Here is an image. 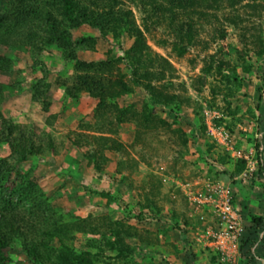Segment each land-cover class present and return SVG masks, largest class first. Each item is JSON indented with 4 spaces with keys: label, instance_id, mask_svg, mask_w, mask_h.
<instances>
[{
    "label": "rangeland",
    "instance_id": "374dc122",
    "mask_svg": "<svg viewBox=\"0 0 264 264\" xmlns=\"http://www.w3.org/2000/svg\"><path fill=\"white\" fill-rule=\"evenodd\" d=\"M123 1L126 7L132 9L136 24L143 31L147 44L153 51L166 57L174 66L175 81L184 83L186 88V91L181 92L201 103L208 138L201 136L198 119L193 114L194 106H184L179 113L174 114L169 113L163 105L155 106L154 114L167 120H175L169 126L148 129L133 121L117 124L115 118L108 114L99 121L94 117L95 99L86 93L79 98L66 97L64 87L56 80L57 78L68 80L73 74V61L65 60L59 49L50 46L36 53L29 50L27 45L13 47L2 45L0 54L12 60V68L0 71V115L12 120L18 127L17 134H12L9 140L0 139V159L14 164L17 170L27 172L37 188L49 197L51 207L62 216V221L105 213H110L116 218L128 217L132 210L136 211L137 199L139 200V195L144 196L143 193L147 188L146 180L153 174L161 181V196L158 204L162 209V215L159 221L145 219L136 224L140 235L151 238L153 243L146 245L136 238L131 241L130 246L137 259L135 264H240L238 254L228 261H222L220 252L216 250L217 247L206 246L196 241L198 230L211 228L216 231L220 226L219 220L208 204L198 205L188 200L185 190L190 188L203 192L207 188L206 185L221 184L229 189L233 197L236 196L232 203L240 216L263 213L262 179L255 176L250 179L247 177L241 183L244 184L248 180L252 187L250 192L245 187H242L243 191L239 192L234 189L235 186L233 188L229 184L227 179L229 174L224 173V170L232 163L213 164V170L206 172V163L212 162L209 156L216 157L218 153L224 152H228L234 159L240 158L236 157L237 152H240L241 157L247 160L246 170L252 169L256 172L259 169L256 160L262 153V147H258L259 152L254 149L249 151L245 139H239L236 133L230 136L232 137L230 141L229 139L218 141L213 138L209 128H223L211 123L212 118L219 116L220 113L215 107L206 108V103L214 102L220 109L225 103L222 100V94H217L215 98L210 99L209 87L219 85L223 88L224 84H219L221 81L218 80V75L208 76L202 90L197 93L193 83L195 76L200 73L204 60L210 54H213L216 59L227 60L231 66L238 62L237 49L244 47V41L248 42L251 34L258 32L264 37V0H242L233 5L230 4V0H218L214 9H206L208 13H215L217 20L213 17L197 20V45L189 47L185 55L180 58L171 50L172 37L165 29V25L161 24L162 22H154L153 18L144 19V14L137 5L128 0ZM5 3L6 0H0V10ZM227 18H233L236 23L234 25L229 23ZM217 29L225 31L223 38L218 36ZM72 34L74 36L97 35V32L87 27H80L72 30ZM107 36V39L99 38L97 44L91 49L77 47L72 52L74 57L85 61H98L106 58V51L109 48L113 53L122 54L132 41L124 34L121 37V47L114 43L111 34ZM252 46L253 44H250L248 47ZM252 49L249 48L248 55L260 75L264 60H257L250 52ZM120 71L129 75V70L122 64H120ZM38 83H49V87L43 92L41 100L35 101L31 95L33 86ZM242 84V89L247 90L248 93L240 95L232 105L233 109H238L239 121L243 118L256 117L258 112L255 105L259 93L264 99V89L258 92L260 80L255 77V74L250 77L245 76ZM38 89L41 88L38 87ZM146 97L147 94L141 87H134L131 93L121 96L117 103L119 106L132 104L136 110H139ZM43 99L49 102L47 109L42 106ZM241 123L243 122L237 124L235 132L241 130L249 133L254 130V134L251 133V136H254L253 141L261 142L260 125L257 124L256 128L252 121H249V125L244 127L245 123ZM181 132L185 133L187 145L181 142L183 137L180 135ZM20 133H23L24 137H29L27 145H31L33 150L25 158H19L20 155L11 150L9 145V141L21 137ZM99 135L111 136L121 142L125 150L119 152L106 150L107 161L103 165L102 172H96L88 164L85 156L87 151L96 147L97 141L93 137ZM211 140L217 143L214 146L217 150L212 151L207 157L203 152L204 142ZM236 143L238 149L234 148ZM118 167H120L119 172H117ZM122 177H124L123 182L119 180ZM13 179L14 173L11 174L10 181ZM99 191H108L117 195L121 198L122 204L110 202L107 206L105 198H101L96 193ZM245 194L249 196L246 197ZM238 199L240 202L244 201L241 211L238 209ZM185 209L189 210L186 216L187 224L189 223L190 226L179 222L180 214ZM25 212L28 214L27 211ZM27 216L30 222L29 214ZM176 221L179 222V227L174 226ZM128 222L135 224L136 220L131 218ZM183 230L185 231L183 234H187L186 241L179 238ZM73 234L72 245L77 249L82 248L87 236L78 232ZM197 246L206 250H201L193 262L191 256L195 254L192 249H196ZM10 251L13 258L11 264H30L20 246L16 245ZM203 252L210 256H202Z\"/></svg>",
    "mask_w": 264,
    "mask_h": 264
},
{
    "label": "trees",
    "instance_id": "16d2710c",
    "mask_svg": "<svg viewBox=\"0 0 264 264\" xmlns=\"http://www.w3.org/2000/svg\"><path fill=\"white\" fill-rule=\"evenodd\" d=\"M128 1L140 8L144 19L153 18L154 22H162L161 24L165 25V29L172 37L171 50L179 58L185 55L189 47L197 45V20L208 17L217 20V15L208 13L206 9H214L218 0ZM240 1L242 0L235 2L230 0V4ZM124 2L123 0H6L0 10V46L27 45L29 50L36 53L50 46L59 49L65 60L73 61V74L68 80H60V78L56 80L64 87L66 97L79 98L86 93L95 99L94 117L99 121L108 114L115 118L117 124L133 121L150 129L169 126L175 121L154 114L155 106L163 105L173 114L179 113L184 106H194L193 114L198 119L201 136L208 138L201 103L181 92L186 91V88L184 83L175 81L174 66L147 44L143 31L136 24L132 9L126 7ZM250 6L255 7V5ZM227 20L233 25L236 23L233 18ZM80 27L92 29L97 35L74 36L72 30ZM108 34H111L114 43L121 47V37L126 34L132 39L131 44L122 54L113 53L111 48L107 49L106 58L98 61H85L74 57L72 52L77 47L91 49L99 38L107 39ZM217 34L223 38L225 31L217 29ZM250 44L253 46L248 47ZM243 45V48L236 51L238 62L231 66L227 60L216 59L213 54L207 56L200 67V73L195 76L193 85L199 93L208 76H219L218 80L221 81L219 84L223 83L225 87L210 86V99L222 94L225 104L220 109L214 102L207 101L206 108L215 107L220 113L219 116L212 118L211 123L222 127L228 133L229 141L232 138L230 136L236 133L239 139H245L248 146H252L254 150L258 151V147H262V153L256 160L259 169L256 172L252 171L248 179L253 176L262 179L261 193L264 195V99L259 93L255 105L258 112L256 117L243 118L239 121L238 109L232 108L233 101L236 102L240 95L248 93L247 90L242 89L245 76L250 77L255 74L260 80L258 92L264 89V63L263 70L258 75V70L254 68L248 55L249 48H253L250 52L255 58L264 60V37L261 33H253L251 39L248 42L245 40ZM120 64L129 70V75L120 71ZM11 68L12 60L0 54V71ZM48 87L49 83L35 84L32 99L40 101ZM134 87H141L147 94L142 108L136 110L132 104L119 106L117 100L131 93ZM41 103L44 109L48 108L47 100L43 99ZM0 120V139L9 140L12 134H17V124L2 115ZM249 121H252L255 127L257 124L260 125L261 142L253 141L254 136H251V133L254 134V130L249 133L241 130L235 132L234 129L239 122L245 123L244 127H246ZM20 134L21 137L9 141V145L11 150L20 155L19 158H25L33 150L31 145H27L29 137ZM180 135L183 136L182 144L187 145L185 133L181 132ZM93 138L97 141L96 147L87 151L85 156L88 164L96 172H102L103 165L107 161L105 151L119 152L124 150V147L111 136L99 135ZM204 143L205 156L217 150V147H214L217 145L214 140ZM234 148L238 149L237 143L234 144ZM209 158H212V162L206 163V172L213 170V164L232 163L224 170V173L229 174L227 178L229 184L235 186L233 188L236 191L242 192L245 187L250 192L252 187L248 180L242 184L240 179L242 172L247 169L246 159L242 157L234 159L228 152L218 153L216 157L209 156ZM14 167V164L0 159V264L12 263L10 250L16 245L20 246L30 264H135L137 259L130 246L131 241L136 238L146 245L153 243L151 238L142 237L136 227V224L145 219L159 221L162 215V209L158 204L161 196V181L153 174L146 180L147 188L143 193L144 196L139 195V200L137 199L136 211L132 210L128 217L116 218L110 213H105L62 221V216L51 207L49 197L30 180L29 174ZM119 169L120 167L117 168V172ZM12 173L14 179L10 181ZM119 180L123 182L124 177ZM246 182L248 184H245ZM96 193L101 198H105L107 206L110 202L122 204L120 197L108 191ZM248 196L249 194L246 195ZM231 201H234L233 196ZM25 211L29 214L30 222ZM240 217L242 231L237 239L235 255L238 254L240 264H264V211L260 214L250 213ZM131 218L136 220L135 224L128 222ZM181 219L182 224H187L186 215H182ZM178 224L179 222L176 221L174 226L179 227ZM74 232L87 236L85 245L80 249L72 245ZM213 258L212 256L211 259Z\"/></svg>",
    "mask_w": 264,
    "mask_h": 264
},
{
    "label": "built area",
    "instance_id": "2783aa9c",
    "mask_svg": "<svg viewBox=\"0 0 264 264\" xmlns=\"http://www.w3.org/2000/svg\"><path fill=\"white\" fill-rule=\"evenodd\" d=\"M209 132L213 135V138L220 141V139L228 140L229 135L224 129L209 128ZM240 152H237L236 157H241ZM252 168V167H251ZM251 171L245 170L240 179L243 181ZM186 195L188 200L195 202L198 205L208 204L216 218L219 220V228L213 231L211 228L205 230H198L196 232V241L203 243L206 246H215L216 250L220 252L221 260L228 261L233 258L237 252V239L241 233L240 215L234 208L231 201L232 195L227 189L221 184L213 186H207L206 190L194 191L190 188H186ZM264 226V225H263ZM231 246V247H230Z\"/></svg>",
    "mask_w": 264,
    "mask_h": 264
},
{
    "label": "crops",
    "instance_id": "0c3cea01",
    "mask_svg": "<svg viewBox=\"0 0 264 264\" xmlns=\"http://www.w3.org/2000/svg\"><path fill=\"white\" fill-rule=\"evenodd\" d=\"M252 149H254L253 147H248V150L249 151H251ZM236 197V196H235ZM235 197H234V199H235ZM238 201H239V207H238V209H239V211H241L242 210V208H241V205H243L244 204V201H241L240 202V200L238 199ZM235 203V202H234ZM258 211H260V210H258ZM257 211V212H258ZM185 212H187V213H185ZM188 212H189V210L188 211H186V209H185V211H183L182 210V213L180 214V217H179V219L181 220V221H179V222H182V215H186V214H188ZM256 212V213H257ZM254 214V213H253ZM185 225H187V226H190V224L188 223V224H185ZM191 225H194V224H191ZM183 233H185V231L183 230V232H182V234L180 233V239H182V240H185L186 238H187V234H183ZM186 241V240H185ZM201 250L203 251V250H206V249H203V248H201V247H199V246H197V248L196 249H192V251H193V253L195 254L194 256H191V258H192V260H193V262H194V260L197 258V256H199L198 254H200L201 253ZM204 254H202V256H205V255H207L205 252H203ZM207 256H210V255H207ZM206 262H208V261H206Z\"/></svg>",
    "mask_w": 264,
    "mask_h": 264
}]
</instances>
